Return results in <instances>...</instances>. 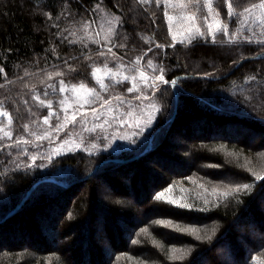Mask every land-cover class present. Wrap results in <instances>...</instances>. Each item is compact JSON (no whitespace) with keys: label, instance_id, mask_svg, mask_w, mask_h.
<instances>
[{"label":"trees","instance_id":"obj_1","mask_svg":"<svg viewBox=\"0 0 264 264\" xmlns=\"http://www.w3.org/2000/svg\"><path fill=\"white\" fill-rule=\"evenodd\" d=\"M96 2L0 0V68L6 73L0 74L4 85L0 100L13 117L14 138L30 137L22 126L39 129L49 111L55 113L52 126L57 123L64 112L59 101L69 93L53 92L48 85L58 87L61 79L66 84L94 87L99 94L92 99L96 102L115 99L117 94L128 97L120 83L105 78L108 87L101 89L92 77L93 67L103 59L94 54L106 49L88 38L82 28L85 21H95L88 29L89 35H95L106 19L119 16L123 25L117 27L120 36L114 40L126 46L113 51L128 65L132 57L152 47L141 68L155 76L158 71L148 68L147 61L163 66L165 79L178 81L177 97L171 83H159L158 90L142 85V92L152 97L158 111L147 108L144 127L135 125L136 134L117 150L78 149L51 159L37 157L35 163L29 155L17 156V149L8 150L11 158L8 152L0 153V264H226L218 257L220 247L226 249L229 264H251L255 256L264 258V238L256 243L244 237L248 246L238 241L241 226L248 231L246 225L254 224L264 232V181L255 179V175H264V45L243 38L228 43L227 37L218 36L215 44L198 38L187 48L180 44L168 47L172 40L163 4L140 7L135 0H100L106 10L97 13L93 11ZM218 7L225 16L223 0ZM227 22L230 32L242 25L239 20ZM259 30L256 27L258 35ZM122 36L128 39L121 40ZM141 36L153 37L154 42L145 43ZM98 39L103 41V33ZM72 40L76 43H69ZM87 55L93 59H86ZM114 62L109 59V67L114 68ZM69 65L76 70L70 71ZM56 71L64 75L47 78L46 73ZM34 95L51 100L52 108L39 106ZM149 103L136 98L131 106L117 103L115 113L124 115L133 108L138 115L139 108ZM148 112L153 116L150 125L146 123ZM125 126L116 120L112 124L121 131L128 130ZM172 132L185 145H176ZM221 145L224 150L218 151ZM190 176L207 187L225 189L226 185L248 183L251 188L212 204L193 203L192 208L156 199L169 188L177 190ZM52 177L57 180H44ZM82 188L87 189V197L80 193ZM161 220L171 221V226L154 223ZM176 226L197 229L198 234ZM143 228L147 234L141 233ZM98 235L106 248L96 241ZM196 235L212 239L197 240ZM175 248L181 249L176 254L181 259H170Z\"/></svg>","mask_w":264,"mask_h":264},{"label":"snow or ice","instance_id":"obj_2","mask_svg":"<svg viewBox=\"0 0 264 264\" xmlns=\"http://www.w3.org/2000/svg\"><path fill=\"white\" fill-rule=\"evenodd\" d=\"M225 6H226V15L221 16V12L219 11V4L220 0H135V3L139 5L140 7H144L145 5L155 4L157 8H159L162 4L164 6V16L167 21L168 25V34L171 36L172 43L168 45V47H175L177 44L183 45L185 48L192 45L194 41H196L198 38L203 39L205 42L210 43H217L218 36L227 37L228 43H235L241 38L247 40L249 43L256 42L264 45V0H258V3H248L247 0H242V2H237V0H223ZM113 7H117V5H113ZM168 9H178L179 13L178 15H172L168 11ZM237 9H240L237 11ZM106 10V6L100 2V0H97L95 5L93 6V11L97 13H103ZM206 12V14H204ZM153 15H155L153 13ZM228 20H239L242 24L241 28H238L234 32L229 31V24ZM178 21L184 27L180 28L178 31H174L173 22ZM154 22V21H153ZM92 23H95L93 21ZM92 23H89L88 21H85L82 25V28L86 35H88V38L92 41L94 44L101 45L102 49L106 50H99L95 52V56L102 59L101 65H96L92 69V77L95 79L96 83L99 85L101 89H107L108 85L104 83V79L107 78L109 80H113L116 83H123L124 81H132V87L128 88V92H142L141 88L139 87L140 83H143V85L146 88H152L155 90L157 89V83L160 84H173L175 85L177 83L176 80H167L164 76V68L163 66L154 65L152 60L147 61V67L152 69L154 72L158 71V75L152 76L150 74H147L145 71L141 70V61H143L144 56L147 55V52L153 51L152 47H149L147 49V52H144L143 54L136 57L134 61H130L131 68L135 71V75L128 74L125 75V65L123 62H121L119 65L116 66V68L109 67L108 60H116L117 54L113 51V48H124L126 45L121 42L117 44L114 40V37L120 36V34L117 32V27L123 25V21L119 16H113L110 19H106L104 24L99 25L100 31L96 32L95 35H89L88 29L92 27ZM256 25L260 29H262L259 38L256 37V33L253 32L252 36H243V28L248 27L249 30H251V26ZM101 33H103V41L98 39L100 37ZM72 35H75V33H72ZM121 40H127V36L120 37ZM141 40H143L145 43L151 44L154 42L153 37L150 36H141ZM81 42L83 40L81 39ZM223 42V41H221ZM69 43H76L75 40L69 41ZM86 47V45H85ZM156 48H162L163 45L161 44H155ZM264 51V49H262ZM86 59L92 60V55L85 56ZM122 61V57L120 58ZM67 63V61H65ZM70 71H75L76 69L73 68L71 65L68 66ZM101 72H103V76L99 75ZM0 74H4L6 76V73H4V69L0 68ZM25 75H29L27 71L25 72ZM64 73L61 71H56L52 73H46V76L48 79H53L54 77H60L63 76ZM23 79V77H21ZM254 79V78H253ZM0 87H4V85L0 84ZM48 88L52 89L53 92L59 91L60 93H65L71 91L74 94V98L76 100V103L79 104L80 107H83L84 104H90L92 103V97L99 98V94L97 93L96 89L94 87H89L88 85L84 83L79 84H66L63 79L59 81V86L57 87L56 84H49ZM48 92H44V96H47ZM137 100H148L150 103L146 105V108H150L153 111H158L156 108L155 103H152V97L150 95L141 94L135 97ZM32 99L36 102H38L39 106L41 107H47L49 109L52 108V101L48 100L45 101L44 99H41L40 95H34ZM116 100H119L120 103H124V99L122 97H115ZM27 103V102H25ZM61 104L63 111H64V117L61 120V123L57 124L54 128L49 130H45L43 133L37 134L35 131H32L28 124H24L22 126V130L24 133H27L28 136L34 137L33 139H25L23 135H16L15 138L13 136V132L11 130V125L13 123V117L10 114V112L5 108L4 101L0 100V142L8 141L7 143H0V153L8 152L9 149H17V156L20 154L29 155L26 148H23L24 145H36L37 142H43L44 140H48L49 143L53 142L52 132L59 133L60 131L66 129L69 124H75L77 122V113L79 112V109L77 108L75 111L69 114L68 108L72 107L68 103V98L62 99L59 101ZM109 106L108 110L111 111V100H104L101 107ZM143 110V109H142ZM29 111H31L29 109ZM93 115L96 116L98 119V110L93 109L92 110ZM34 114V113H33ZM55 115L54 112L49 111L47 116L43 117V123L45 125L50 124L51 118ZM129 118H132L136 122V126L139 128L141 126L140 122L142 120V116H138L136 112L129 111L126 114ZM148 118L146 123L151 124L153 120L152 112H148L147 114ZM7 120V123H4V120ZM57 119H61L60 117H57ZM104 123H108V121H105ZM97 127L100 129L104 128V124L97 125L93 128H84V131L88 132H95ZM70 140H65L60 145L62 148L65 144L70 143ZM82 143V141H81ZM96 145L92 144L91 148H95ZM77 148H79V145H77ZM224 146L221 145L218 151H223ZM9 157L11 158V153L8 152ZM59 154V153H57ZM91 154V153H90ZM228 156H234L236 155L233 152H227ZM36 155H30V159L32 161L36 160ZM51 159V157H49ZM14 162V161H13ZM17 167H19V164H17ZM26 167H31V165H26ZM251 172V169H249ZM255 175V174H254ZM256 180H262L264 181V175H255ZM195 183V181H193ZM199 187L203 188L204 185H199ZM251 185L248 183L244 184H237L233 186H225L224 191H219L217 188L211 189V194L214 196H217V199H227L229 197H233L238 195L241 192H245L250 190ZM168 191H172L171 188L168 189ZM207 191V189H205ZM164 198V193H160L157 195L156 199L160 200ZM166 202L172 203L177 205L180 208H192L193 205L186 202H181V200L176 199H167ZM204 205H208L209 201L207 198H203ZM201 211L206 210L205 208H201ZM156 224H161L164 226H171V221H155ZM178 228V226H176ZM181 231L185 232H192L196 233L198 230L194 228H185V229H179ZM141 233H148L147 228H143L140 230ZM197 240L201 239H207L211 240V236H205L201 237L200 235H196ZM133 243H138V241H133ZM176 249L172 250V255L170 256V259L177 260L181 259V256L176 255Z\"/></svg>","mask_w":264,"mask_h":264},{"label":"rangeland","instance_id":"obj_3","mask_svg":"<svg viewBox=\"0 0 264 264\" xmlns=\"http://www.w3.org/2000/svg\"><path fill=\"white\" fill-rule=\"evenodd\" d=\"M168 11L172 15H178V13H179L178 9H175V10L174 9H168ZM173 26H174V31H178L180 28L184 27V25H182L178 21H174ZM241 27H242V25H241ZM256 27H257L256 25H252L251 30H249L248 27H244L243 28V35H244V31L247 30L248 36H252L253 32L256 31ZM259 31H262V29H260ZM259 36H260V34L258 35L256 33V37L259 38ZM120 58L121 57L117 56V59L114 60L115 61L114 63L116 64V66L119 65L121 62H123V64H124V59L122 58V61H121ZM135 59H136L135 57H132L131 61H134ZM116 66L114 67V69L116 68ZM125 66H126L125 67V75H128V74L135 75V71L131 68L130 63L128 65H125ZM141 70L145 71L142 68H141ZM145 72L147 74H149L147 71H145ZM102 74H103V72H101V75ZM132 84H133L132 81H124L123 83H120V85H122L121 86L122 92H126L128 94L127 95L128 97L123 98L125 101L124 103H120V101L116 100V99H108V97H106L104 99V100H111V105H110V107L112 109L111 111L108 110L109 106H107V105L104 107H101V105L103 104V101H104L103 98L98 100V102H96V100H92V103L84 104L83 107H80L79 104L76 103V100L74 98V94L71 91H69L68 92L69 94H67V98H68V103L70 105H72V107L68 108V112L70 114L73 111H75L77 108L79 109V112L77 113V122L75 124H69L66 129L60 131L59 133L52 132V137H53L52 143H49L48 140H44L43 142H37L35 146L32 144H29L26 147H24L27 149V151L29 153V159H30V155H36V157H40L41 159L45 160V159H49V157L57 156V155L65 153V152L78 150V149H83L86 151H98V150L105 149V148L117 150L121 145H125V146L128 145L129 138H132L136 134V131L134 130V126L136 125V122L134 119L129 118L126 115L129 111H125L126 114L122 115L120 113H115V108H116L117 103H120L121 105L127 104L129 106L134 104V98L138 95H135V94L131 95L130 92L127 91L128 88L132 87ZM158 84L159 83H157V85ZM142 85H143V83H140L139 87H141ZM141 94H144V93L142 92L139 95H141ZM115 96L116 97H123L122 94H117ZM129 96H131V97H129ZM90 99H94V97H92ZM93 109L98 110V113H97L99 116L98 119L96 118V116L93 115V112H92ZM124 110H125V108L122 107L121 112H123ZM133 110L134 109L132 108L131 111H133ZM146 111H147V108H141L140 107L138 112H137L138 116L144 117ZM114 116H115V119H114ZM59 117L61 119H59L57 121V123L54 124V126H52L51 122L49 125H45L43 123V119H42L41 120L42 126L39 127V129H35L33 131H35L37 134L43 133L45 130L51 131L52 128H54L57 124L61 123V120L64 117V112ZM117 117L119 119H116ZM114 120H116V123H118L119 125H122V126H125L126 123H129L127 126L122 127V128H128V130L121 131L120 127H114V129H113L112 124H114ZM105 121H108V123H104ZM143 122H145V118H143V121L141 120L140 128L144 127ZM100 124H104L103 129H100L99 127H97L95 132L84 131L85 127L90 129V128H93V127L100 125ZM24 137H25V139H33L34 140V137H26V136H24ZM180 137L181 136H179L176 132H172V141H174L176 145H185V142ZM65 140H70L71 142L68 144H65L61 148L60 145ZM81 141H82V143H81ZM254 143H256V142H254ZM92 144H95L96 147L91 148ZM77 145H79V148H77ZM186 145H187L186 149H190L191 145L190 144H186ZM57 153H59V154H57ZM186 157H192V156H191V154H188ZM31 162L35 163L36 161L31 160ZM197 164H198V166L202 167L201 164H199V163H197ZM201 176H203V175H201ZM193 181H195V183H193ZM98 184L101 185V187L105 188V184H102V182H99ZM201 184L203 185V183L201 181H199L195 177L190 176V177L186 178V182H182V186L181 185L176 186L177 190L171 188L172 191L163 192L164 198L181 200V202H186V203H190V204L198 203L200 205H204L203 198L208 199V201H209L208 204H212L213 202H216L217 200H219V199H217V196H214L213 194H211V189L214 188V186H209V187L204 186L203 188H201V187H199V185H201ZM215 188H217L219 191L225 190V189L218 188V187H215ZM205 189H207V191H205ZM105 190H107V189H105ZM80 193L85 197L88 196V192H87L86 188H82ZM24 202H26V201H24ZM24 202H21V203L23 204ZM138 208L140 209V207H138ZM261 208H262V210H264V201L261 203ZM246 226H248L247 227L248 231L244 230L245 227H243V226L240 227V230H241L240 234L242 235V237L239 238L238 241L242 245L248 246V243H246L244 241V237L250 238L251 241H255L256 243L260 242L264 238L263 229L258 228L254 224H248ZM101 234H102V232H100V235ZM196 234H198V232ZM96 241L99 242V235L96 236ZM98 244H100V245L104 246V248H106V246L103 245L102 242H99ZM175 249L179 250V251H176L175 254L180 255L181 249L180 248H175ZM217 252H218L217 253L218 257L222 262H224L226 264L231 263L230 258L228 256V253L224 247L218 248ZM234 264H237V263L235 262ZM251 264H264V258H262L260 256H255V259L253 260V262Z\"/></svg>","mask_w":264,"mask_h":264},{"label":"water","instance_id":"obj_4","mask_svg":"<svg viewBox=\"0 0 264 264\" xmlns=\"http://www.w3.org/2000/svg\"><path fill=\"white\" fill-rule=\"evenodd\" d=\"M259 56H261V54H258V55H256L255 57H259ZM255 57H250V58H255ZM242 62H243V61H240V62L235 66V68L238 67ZM173 80H176V81H177L176 78L173 79ZM177 82H178V81H177ZM172 87H173V89H174V91H175V95H176V97H177V83H176L175 85L172 84ZM150 146H151V141L149 142L148 146L146 147V149H145L144 151H147V150L150 148ZM47 179L57 180V179L54 178V177H52V178H45L44 180H47ZM39 182H40V181H37V182L32 186V188L27 192L26 197L23 199L22 202H24V201L28 198V196L31 194V192L34 190V188L37 186V184H38ZM15 210H16V209H15ZM13 212H14V210H13ZM11 213H12V211L10 212V214H11Z\"/></svg>","mask_w":264,"mask_h":264}]
</instances>
